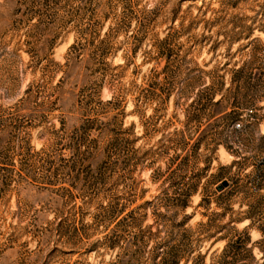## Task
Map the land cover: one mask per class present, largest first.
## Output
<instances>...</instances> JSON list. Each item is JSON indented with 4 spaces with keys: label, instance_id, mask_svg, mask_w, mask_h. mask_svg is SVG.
<instances>
[{
    "label": "rangeland",
    "instance_id": "rangeland-1",
    "mask_svg": "<svg viewBox=\"0 0 264 264\" xmlns=\"http://www.w3.org/2000/svg\"><path fill=\"white\" fill-rule=\"evenodd\" d=\"M63 4V0L58 4L0 0V108L5 118L0 122V157L8 154L4 162L14 163L13 169H0V264H106L113 256L102 248H90L103 228L96 230L93 224L98 220L93 217L95 207L113 192L94 179L105 158L103 135L94 129L87 134V140L98 139L99 148L90 159L76 158L75 170L69 168L67 151L49 147L53 129L69 132L84 114L94 118L78 106L88 95L103 101L114 96L121 103L117 110L98 114L94 127L123 111L119 118L123 127H131L138 151L110 153L108 162L132 164L141 157L133 175L142 197L136 203L160 193L157 173L173 168L174 152H181L172 144L165 149L167 141L163 147L157 141L184 129L187 137H200L205 143L220 137L238 154L232 155L223 144L214 153L213 165L238 160L227 171L238 181L235 191L224 192L228 212L264 214V186L253 190L255 174L264 173V97L247 93L249 102L238 117L217 113L233 101L237 86L244 89L242 94L264 90V0H94L76 13ZM66 13H73L76 22L62 28ZM197 73L202 78L191 88ZM31 84L34 91L28 95L25 91ZM206 85L221 87L222 104L209 105L203 93L190 105L193 92ZM54 97H58L55 108L40 117L47 114L41 101ZM27 145L48 156L32 159L24 151ZM120 165L113 180L117 178L118 189H124L130 180ZM259 199L262 203L253 208ZM197 201L193 197L192 205ZM78 207L83 208L86 225L82 236H75L70 225ZM199 211L187 228L194 230L205 221ZM247 224L245 220L236 227ZM249 234L252 241L261 237L255 227ZM203 235L199 236L202 253L221 247V243L210 247L213 238Z\"/></svg>",
    "mask_w": 264,
    "mask_h": 264
},
{
    "label": "trees",
    "instance_id": "trees-1",
    "mask_svg": "<svg viewBox=\"0 0 264 264\" xmlns=\"http://www.w3.org/2000/svg\"><path fill=\"white\" fill-rule=\"evenodd\" d=\"M43 1L47 4L60 2V0ZM93 1L63 0V6L67 8V11L76 13L83 8L82 4L90 5ZM72 14L66 13L59 26L65 28L71 22H76ZM32 18L38 17L33 15ZM37 23L38 20L34 22V27H37ZM102 55L105 56L104 53ZM200 72L206 73L202 70ZM201 73L192 75V81L189 84L191 88H195L197 81L202 78ZM232 81L235 82L237 79L233 78ZM242 90L244 89L237 86L233 91V101L227 102L217 113H222L224 117L230 114H233L234 118L238 117L241 114L240 110L249 102L247 93L251 92L256 95V99L264 97L263 89L246 90L244 94ZM33 91L34 85L31 84L25 92L31 95ZM203 93L209 105L222 104L224 98L221 94V87L206 85L193 92L190 105L200 100ZM217 94L221 96L215 100ZM238 95H243L239 101H237ZM57 98L54 97L52 100L45 98L41 101V105H47L45 109L47 114H42L40 117L50 114V111L55 108ZM78 104L83 113L94 115V118L84 114L85 117L81 123L69 132H65L62 127L53 129L49 132L52 138L49 147L51 149L60 147L67 151L68 159L72 161L69 168L75 170L76 158L81 157L80 160H87L98 151V139L87 140V134L94 129L105 139L101 147V153L105 154V158L97 166L94 179L97 185L105 190L113 189V192L109 197L104 196L95 207L93 217L98 220L93 224L96 230L97 226L103 228L100 231L102 236L96 239L90 248L92 250L102 248L114 253L106 264H264V214L236 215L228 212L229 205L228 207L224 205L225 190L231 188L230 191H235L238 183L235 176L227 175V171L238 163V160H233L229 165L220 163L213 165L216 160L215 149L218 144H223V147L232 155L238 156V154L222 143L220 137L210 139L205 143L200 137H187L184 129L173 131L169 136H162L157 141L161 147L164 141H167L169 144L165 146V149L172 144L175 145L176 150L181 152H174L171 162L175 164L173 168L167 166L164 171L157 173V180L161 181L160 193L152 199L136 203L137 199H142V197H139L138 181L133 175L142 161L141 157H136L132 164L124 160L111 162L112 164L108 162L110 153L125 152L128 148H132L134 152L138 151L133 147L136 138L133 137L131 127H123L122 116L119 118V114L123 115V111L115 112L109 120L94 127L96 116L105 110H117L121 104L120 101L114 96L103 101L99 97L95 99L88 95ZM228 108L230 110L226 111ZM2 111L0 108V122L5 119L4 113L1 114ZM191 118L194 117L191 116ZM160 145L156 146L157 149ZM21 147L23 148V145ZM24 151L32 159H44L48 156V152L44 150L32 151L30 145L24 146ZM3 156L0 157V169H13V161L5 163L4 158H8V154ZM63 159L61 157L62 161ZM119 163L121 164L120 170L123 172L127 170V174L123 175H128L127 178L130 180L124 189H118L117 178L113 180L115 171H119L116 170V165ZM255 178L256 183L253 185V190L257 192L264 186V173L258 171ZM195 196L198 197V201L193 206L192 198ZM261 203L260 199L256 200L252 207L257 208ZM189 207L193 208L191 213L186 212ZM197 209L200 210V216L205 218V221H199L197 228L191 230L185 225ZM83 213V208L78 207L70 224L75 236H82L83 231L81 230L86 226L82 224ZM148 218L151 221L145 223ZM224 220L226 221L223 222ZM245 220H248L247 225L241 229L236 227V224ZM250 227H255L261 233L259 239L251 240ZM201 234H205L203 237L206 239L213 238L210 247L215 243H221V247L212 251L208 248L202 253L200 251L201 237H199ZM73 264L81 263L74 262Z\"/></svg>",
    "mask_w": 264,
    "mask_h": 264
}]
</instances>
